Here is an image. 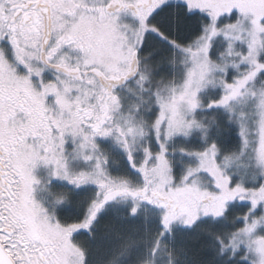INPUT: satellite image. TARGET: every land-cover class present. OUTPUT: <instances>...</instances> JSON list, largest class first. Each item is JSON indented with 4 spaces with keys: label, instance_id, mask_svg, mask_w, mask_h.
<instances>
[{
    "label": "snow or ice",
    "instance_id": "6c2138e0",
    "mask_svg": "<svg viewBox=\"0 0 264 264\" xmlns=\"http://www.w3.org/2000/svg\"><path fill=\"white\" fill-rule=\"evenodd\" d=\"M0 264H264V0H0Z\"/></svg>",
    "mask_w": 264,
    "mask_h": 264
}]
</instances>
